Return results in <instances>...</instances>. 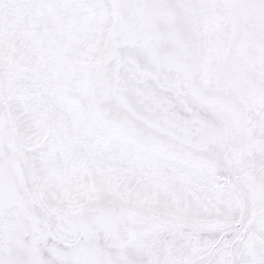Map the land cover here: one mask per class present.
Here are the masks:
<instances>
[{
	"label": "snow or ice",
	"instance_id": "snow-or-ice-1",
	"mask_svg": "<svg viewBox=\"0 0 264 264\" xmlns=\"http://www.w3.org/2000/svg\"><path fill=\"white\" fill-rule=\"evenodd\" d=\"M0 264H264V0H0Z\"/></svg>",
	"mask_w": 264,
	"mask_h": 264
}]
</instances>
